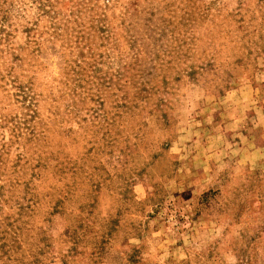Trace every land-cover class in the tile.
I'll use <instances>...</instances> for the list:
<instances>
[{
	"label": "rangeland",
	"instance_id": "rangeland-1",
	"mask_svg": "<svg viewBox=\"0 0 264 264\" xmlns=\"http://www.w3.org/2000/svg\"><path fill=\"white\" fill-rule=\"evenodd\" d=\"M0 264H264V0H0Z\"/></svg>",
	"mask_w": 264,
	"mask_h": 264
}]
</instances>
